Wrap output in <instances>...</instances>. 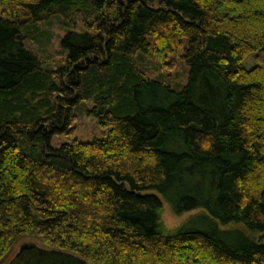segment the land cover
<instances>
[{
    "label": "trees",
    "instance_id": "16d2710c",
    "mask_svg": "<svg viewBox=\"0 0 264 264\" xmlns=\"http://www.w3.org/2000/svg\"><path fill=\"white\" fill-rule=\"evenodd\" d=\"M55 15L58 68L24 43ZM263 234L264 0H0V264H264Z\"/></svg>",
    "mask_w": 264,
    "mask_h": 264
},
{
    "label": "rangeland",
    "instance_id": "374dc122",
    "mask_svg": "<svg viewBox=\"0 0 264 264\" xmlns=\"http://www.w3.org/2000/svg\"><path fill=\"white\" fill-rule=\"evenodd\" d=\"M70 29L75 31H81L83 29V25L79 16H75L73 23L68 25L65 23V20L61 16L55 15L46 21L37 22L34 25H31L30 27L26 28L24 30V43L31 50L35 51L39 56L46 59V63L49 64L50 67L58 68L63 65V61L66 56V53L62 50L60 46V41L64 34ZM141 63L143 64V66H145L148 73L150 74L166 75L167 73L165 67L155 56L144 57V59L141 60ZM243 64L246 67H250L251 65H253L252 58H247V60L244 61ZM185 69L186 66L182 59H178L175 69L173 71L171 70V72L172 74H174L177 71V80L181 82L185 78ZM87 106L90 107L91 105L87 104ZM83 109V106L79 107L80 112L77 113V129L74 136L81 141H87L92 139L93 137L100 136L102 129L97 124L96 118L85 113V109ZM59 139L63 140L64 137L61 136ZM55 142L56 141L53 140V143ZM197 212L198 210H191L181 215H175L171 212L170 207L163 201V212L161 215V219L167 227H175L185 222L189 216ZM223 228H227V226H224ZM24 242H32V240H25ZM22 248V244H19L15 250L18 252ZM28 249L32 250L33 252H40L39 249H36L35 245L29 247ZM57 254L58 253L55 252H46L44 256L52 257ZM12 257L13 255L9 257L10 260L12 259ZM31 259L32 258L29 254L22 253L20 261H24H22L20 264H25Z\"/></svg>",
    "mask_w": 264,
    "mask_h": 264
},
{
    "label": "clouds",
    "instance_id": "9594fccd",
    "mask_svg": "<svg viewBox=\"0 0 264 264\" xmlns=\"http://www.w3.org/2000/svg\"><path fill=\"white\" fill-rule=\"evenodd\" d=\"M203 147H204L205 149H207V148L210 147V144H204Z\"/></svg>",
    "mask_w": 264,
    "mask_h": 264
},
{
    "label": "flooded vegetation",
    "instance_id": "af4514ba",
    "mask_svg": "<svg viewBox=\"0 0 264 264\" xmlns=\"http://www.w3.org/2000/svg\"><path fill=\"white\" fill-rule=\"evenodd\" d=\"M65 264H73V263H65Z\"/></svg>",
    "mask_w": 264,
    "mask_h": 264
}]
</instances>
